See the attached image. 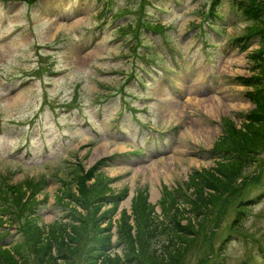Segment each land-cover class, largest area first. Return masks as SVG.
Instances as JSON below:
<instances>
[{
    "label": "rangeland",
    "instance_id": "1",
    "mask_svg": "<svg viewBox=\"0 0 264 264\" xmlns=\"http://www.w3.org/2000/svg\"><path fill=\"white\" fill-rule=\"evenodd\" d=\"M213 1L109 0L105 23L98 0H21L11 1L7 7L0 3V115L4 128L0 181L34 180L35 187L45 183L36 193L38 205L32 206L41 223L64 218L65 202L58 200V194L64 181L73 176L76 164L87 169L102 158H107L102 168L111 177L114 191L126 189L128 193L117 206L111 229L113 252L125 259L122 264L129 262L126 245L118 243L115 219L122 209L133 214L132 200L139 193L155 204L156 220L168 221L161 205L165 186L178 197L170 211L177 207L194 221L201 218L194 216L182 194L192 193L194 187L188 183L192 173L216 166L217 155L211 149L225 131L224 118L241 126L242 114L253 106L246 95L252 88L239 76L251 74L248 53L259 46V37L254 36L241 48L237 38L245 34L250 21L240 11L234 12L232 0H222V15L211 26L207 15ZM151 21L164 28L157 32L148 23ZM21 24L25 29L3 39V34ZM102 24L105 31L100 34L95 29ZM127 24L129 33L119 37L115 26ZM201 34H206L210 62L201 54ZM133 47L150 55L144 63ZM171 47L184 55L189 52L193 67L184 72L161 66L173 65ZM154 64L162 71H156ZM64 67L69 70L52 75ZM31 76L34 79L27 80ZM206 78H210L209 85L204 83ZM122 100L128 109L120 132L112 126L122 111ZM136 124L165 130L167 141L141 135ZM21 148L23 152H18ZM27 148L33 153L25 156ZM237 182L240 190L236 187L204 208V224L195 230L180 264H264V148ZM240 200L251 202L245 203L244 213L234 224ZM23 221L0 222V232L8 231L0 241L26 239L19 232ZM131 221L134 223L133 218ZM181 222L186 223L187 218ZM173 234L170 228L160 230L143 254L167 244L172 249ZM93 241L83 240L75 264H84L82 256ZM26 251L37 264L38 255L30 246Z\"/></svg>",
    "mask_w": 264,
    "mask_h": 264
},
{
    "label": "trees",
    "instance_id": "2",
    "mask_svg": "<svg viewBox=\"0 0 264 264\" xmlns=\"http://www.w3.org/2000/svg\"><path fill=\"white\" fill-rule=\"evenodd\" d=\"M218 1L214 0L212 4L211 17L221 14ZM232 6H236L244 19L250 21L245 34L237 38L241 41V47L244 48L255 35L259 36V46L248 53L252 63L251 74L239 76L243 84L252 88L247 90V95L253 101V106L242 114L244 120L241 126H237L234 120L224 118L225 131L216 140V150L213 151L217 155L216 166L196 170L190 175L188 183L189 187H194L191 193L194 196L182 195L194 216L201 218L194 221L193 216L181 214V209L177 207L170 211L178 197L167 186L163 190L161 205L168 221L156 220L154 205L142 193L132 200L133 214L122 209L115 222L118 225V243L126 245L124 254L129 264H180L195 238V230L204 224V208L216 204L220 197L235 191L236 187L240 190L237 178L242 176L248 165L258 160V153L264 148V0H235ZM125 9L129 8H121ZM148 23L155 25L152 21ZM157 24L155 28L163 29L161 23ZM103 164H107V158H102L87 169L82 163L76 164L73 176L64 181L58 194V200L65 202L64 218H57L48 224L40 222L35 207H32L38 205L36 193L45 183L35 187L34 180L13 184L1 179L0 222L7 220L13 224L24 218L19 226L22 229L20 234L26 235V239L0 241V264H34L32 253L26 251L27 246L38 255L37 264H75L76 253L81 249L83 240L91 238L94 239L93 244L82 256L84 264H101L103 259L104 264H117L122 256L113 252L111 229L117 206L127 191H114L110 184L112 179L103 170ZM251 200H240L234 224L244 213L245 203ZM109 204L108 208H104ZM184 217L187 222L183 224L181 219ZM166 228L174 232L171 239L173 248L169 249L167 244L143 254L150 239ZM7 233L3 230L0 236Z\"/></svg>",
    "mask_w": 264,
    "mask_h": 264
}]
</instances>
